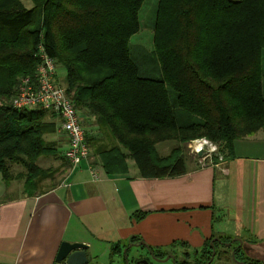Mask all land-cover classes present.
Returning a JSON list of instances; mask_svg holds the SVG:
<instances>
[{
  "label": "trees",
  "instance_id": "obj_1",
  "mask_svg": "<svg viewBox=\"0 0 264 264\" xmlns=\"http://www.w3.org/2000/svg\"><path fill=\"white\" fill-rule=\"evenodd\" d=\"M144 1L42 0L26 9L19 0H0L4 182L5 160L26 165L22 157L35 161L45 149L47 113L10 105L22 78L35 77L34 53L41 42L65 70L66 95L80 117L93 119L117 143L102 158L109 171L111 162L129 158L143 179L175 178L186 173L185 157L176 150L159 156L158 143L225 141L231 153L234 142L264 135V0H158L152 38L157 79L141 77L131 56ZM11 4L18 8L2 9ZM86 142L90 148L87 135ZM114 151L117 160L110 156ZM29 166L26 196H36L31 181L39 174ZM206 247L196 264L209 260L212 251ZM113 251L123 255L119 247Z\"/></svg>",
  "mask_w": 264,
  "mask_h": 264
},
{
  "label": "crops",
  "instance_id": "obj_2",
  "mask_svg": "<svg viewBox=\"0 0 264 264\" xmlns=\"http://www.w3.org/2000/svg\"><path fill=\"white\" fill-rule=\"evenodd\" d=\"M84 120L93 141L86 161L43 194L0 199V264H57L65 242L86 245L88 264H116L115 257L126 264L113 248L123 252L139 242L155 252H197L206 245L216 252L238 250L242 262L264 264L263 134L234 142L224 162L204 168L191 163L182 176L143 179L129 158L105 169L102 158L115 141L93 119ZM60 132L65 152L68 139ZM133 249L144 250L129 249L130 261L136 260L129 258Z\"/></svg>",
  "mask_w": 264,
  "mask_h": 264
},
{
  "label": "rangeland",
  "instance_id": "obj_3",
  "mask_svg": "<svg viewBox=\"0 0 264 264\" xmlns=\"http://www.w3.org/2000/svg\"><path fill=\"white\" fill-rule=\"evenodd\" d=\"M40 1L19 0L20 6L26 9L36 8L39 4L41 6ZM231 1H237V0H231ZM157 6H158V0L144 1L139 13L140 30L130 40L131 56L132 59L137 64V66L139 67L140 76L145 78H152V79H157L160 77L159 65L153 54V44H152ZM6 8L17 9L18 5L11 4L9 6H3L2 9H6ZM42 44L43 42L37 45V49L34 53V56L37 60V64H38V59L36 56L41 50V48H43ZM56 66H57L58 81L64 87L65 70L62 67H58V65ZM82 119L84 120V117H82ZM43 124H45L48 128H46L43 134L45 149L42 155H40L37 159H35V161L34 160L30 161L26 157H22V159L27 162L26 165L20 162L12 163L8 160H5L7 166L9 167V174L6 180L7 182H4L2 180V176L0 174V190H1L0 199L11 200L27 194L26 182L30 174L28 170V167L30 168L29 165H33L34 166L32 167L33 170H36L35 173L39 174L38 176L35 177V179H32L31 181L32 185L35 186L33 192L34 195L36 196L43 194L46 191L50 190L51 188L55 187L56 185L60 184L63 178L71 170V166L65 157V152H66V151L64 152L65 148L62 146L65 144L66 139L64 138L63 134H61L60 132V123L58 117L52 113H47L43 121ZM83 127L85 132L87 133L89 132L90 134L89 129L91 128V125L85 121L83 123ZM86 128H88V131L86 130ZM194 141L197 140H193V141L188 140L187 142L182 144H180L177 141H165L162 143H158L156 145V150L158 155L161 157H167L171 155L174 152V150H176V153H182L184 155L187 166L192 163L198 168H201V165L199 164L200 161L203 162L206 166L208 164L212 165V162L213 163L218 161L224 162L226 155L230 153L228 150L227 142L222 141L216 143L206 140L217 148V152L221 154L222 160L220 161L216 156H214V154H211L210 152L208 153V151H211L212 148L211 149L207 148V152L205 153L202 152L201 156H199V154L194 156L192 155L193 151L189 148V145H191L192 142ZM204 143L206 142L200 141L199 143L200 149H197L196 148L197 145L195 144L193 145V147L196 148L197 150H201ZM115 146H117L116 142H115ZM90 151H91V147H90ZM198 158L201 159L198 160ZM207 248L208 247H206L205 249L207 250ZM124 250L125 249H123V251ZM202 251L198 250L197 252H194L192 250H185L180 247L171 248V249L164 248L158 251L160 252L161 255L164 256L162 260H164L167 256H174V260L158 262L151 257L150 253L146 249L144 250L133 249L130 253L129 258L148 260L150 264H177V263L179 264L184 260L196 264L198 262H201L200 253ZM217 253H218L217 260H215L213 264H237L235 260L233 259L230 260L229 250L223 251L222 249L219 248ZM241 257H243L242 253L239 254L238 259H240ZM114 260L116 261V264H118L119 262L122 263V258L115 257Z\"/></svg>",
  "mask_w": 264,
  "mask_h": 264
},
{
  "label": "built area",
  "instance_id": "obj_4",
  "mask_svg": "<svg viewBox=\"0 0 264 264\" xmlns=\"http://www.w3.org/2000/svg\"><path fill=\"white\" fill-rule=\"evenodd\" d=\"M36 57L38 59V66L35 77H26L20 81L17 93L10 105L18 111L38 109L46 113H52L58 117L61 131L68 139L65 157L73 171L90 157V148L86 142L83 119L66 95L65 88L58 81L57 66L54 59L47 54L44 47L41 48ZM199 141L201 140L194 141L189 145V148L193 151L192 155L205 153L207 152V148H212L208 153L210 152L220 161L222 160L221 154L212 145L203 144L201 150L194 148L193 145ZM200 159L198 158V160ZM199 164L201 168L208 166L201 161ZM93 177L97 178L95 172L93 173Z\"/></svg>",
  "mask_w": 264,
  "mask_h": 264
},
{
  "label": "water",
  "instance_id": "obj_5",
  "mask_svg": "<svg viewBox=\"0 0 264 264\" xmlns=\"http://www.w3.org/2000/svg\"><path fill=\"white\" fill-rule=\"evenodd\" d=\"M201 155L202 154L199 153V156ZM237 242L239 243V245H241V241L237 240ZM233 243L235 242H231L230 244H233ZM230 244H225V246H230ZM210 246L213 248V242H211ZM133 247H136V248L144 247L150 253L151 257L158 262L174 260V256H167L164 260H162L161 258H157L154 255L153 251L148 246H146L143 242H139V244H129L127 248H125V250L123 251V256H124L126 264H130L129 259L127 257V252L129 249ZM86 250H87V246L84 244H78V243L70 244L66 242L62 243L58 251L57 257H56V263L57 264H62V263L64 264H88ZM234 253L235 252L232 253V259L235 260L237 264H244L243 262H239L235 259ZM214 255H215V251L212 250V256ZM133 264H150V263L148 262V260L136 259L134 260Z\"/></svg>",
  "mask_w": 264,
  "mask_h": 264
},
{
  "label": "flooded vegetation",
  "instance_id": "obj_6",
  "mask_svg": "<svg viewBox=\"0 0 264 264\" xmlns=\"http://www.w3.org/2000/svg\"><path fill=\"white\" fill-rule=\"evenodd\" d=\"M212 251V250H211ZM215 251V250H214ZM234 252V251H233ZM234 255H235V253H234ZM217 256H218V253L215 251V255L214 256H212V254H211V256H210V258H209V260L206 262V264H213L214 262H215V260H217ZM230 258H232V254H230ZM239 261V260H238ZM239 262H242V261H239ZM182 263V262H181ZM244 264H245V262H243Z\"/></svg>",
  "mask_w": 264,
  "mask_h": 264
},
{
  "label": "bare ground",
  "instance_id": "obj_7",
  "mask_svg": "<svg viewBox=\"0 0 264 264\" xmlns=\"http://www.w3.org/2000/svg\"><path fill=\"white\" fill-rule=\"evenodd\" d=\"M201 141H205L206 143H208V144L212 145L211 143H209V142H208V141H206L205 139H202ZM199 143H200V141H199V142H197V143H195V145H197V146H196V148H197V149H200V147H199ZM206 143H204V144H206ZM208 144H207V145H208ZM212 146H213V145H212ZM142 248H144V247H142ZM144 249H145V248H144ZM213 250H214V249H213ZM232 253H233V252H232ZM133 261H134V260H133Z\"/></svg>",
  "mask_w": 264,
  "mask_h": 264
}]
</instances>
